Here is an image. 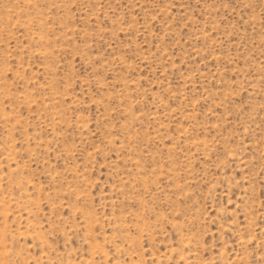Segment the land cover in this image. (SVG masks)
<instances>
[{"label": "rangeland", "instance_id": "1", "mask_svg": "<svg viewBox=\"0 0 264 264\" xmlns=\"http://www.w3.org/2000/svg\"><path fill=\"white\" fill-rule=\"evenodd\" d=\"M0 264H264V0H0Z\"/></svg>", "mask_w": 264, "mask_h": 264}, {"label": "bare ground", "instance_id": "2", "mask_svg": "<svg viewBox=\"0 0 264 264\" xmlns=\"http://www.w3.org/2000/svg\"><path fill=\"white\" fill-rule=\"evenodd\" d=\"M55 103V102H54ZM18 207V206H17Z\"/></svg>", "mask_w": 264, "mask_h": 264}]
</instances>
